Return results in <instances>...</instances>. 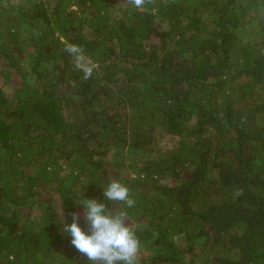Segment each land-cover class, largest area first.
<instances>
[{
  "label": "trees",
  "instance_id": "1",
  "mask_svg": "<svg viewBox=\"0 0 264 264\" xmlns=\"http://www.w3.org/2000/svg\"><path fill=\"white\" fill-rule=\"evenodd\" d=\"M83 199L138 264H264V0H0V264H92Z\"/></svg>",
  "mask_w": 264,
  "mask_h": 264
},
{
  "label": "clouds",
  "instance_id": "2",
  "mask_svg": "<svg viewBox=\"0 0 264 264\" xmlns=\"http://www.w3.org/2000/svg\"><path fill=\"white\" fill-rule=\"evenodd\" d=\"M148 0H129L136 8L144 6ZM66 51L75 57L76 67L91 77L95 64L85 63L81 46L68 44ZM104 198L111 202H121L126 208L135 205L129 188L118 179H113L104 188ZM84 219L87 232L79 224V215L73 213L71 224L63 223V231L70 234L71 244L85 255L92 264H138L141 248L135 230L127 223V213L123 210L113 212L104 202L95 199H83Z\"/></svg>",
  "mask_w": 264,
  "mask_h": 264
}]
</instances>
